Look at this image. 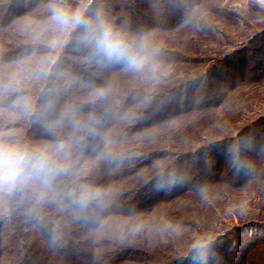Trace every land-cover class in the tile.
Wrapping results in <instances>:
<instances>
[{"label": "trees", "instance_id": "1", "mask_svg": "<svg viewBox=\"0 0 264 264\" xmlns=\"http://www.w3.org/2000/svg\"><path fill=\"white\" fill-rule=\"evenodd\" d=\"M25 1L0 0V137L36 149L53 148L61 141L71 142L74 136L84 135L74 133L71 110H75V119L88 121L91 117L95 121L92 126L101 132L84 136L81 144L72 148L71 170L53 190H33L23 195L16 193L0 197V264H152L159 253H150L151 247L146 245V230H135L130 226V220L144 217L166 203V189L157 191L154 188L159 169L210 148L222 153L223 146L236 135L245 136L242 135L244 129L239 127L236 130V121L232 119L227 126L228 131L218 134L215 131L221 129L217 126L206 144L202 141L178 145L172 149L173 152L163 146H143L145 134L197 110L185 104L181 109L163 111L159 102L166 95L178 93L200 79L207 67L183 77L172 71L169 77L174 80L157 90H147L146 85L136 87L132 74L126 75L127 70L122 66L98 67L77 49L71 48L72 35L62 32L51 19L53 6L61 0H34L29 7H36L32 12L25 8ZM68 1L62 0V3L67 4ZM92 1H95L94 6H99L100 0ZM201 1L106 0V7L101 9L130 33L149 38L155 31L169 32L185 26L190 19L192 5ZM24 23L26 28L20 30ZM28 23L31 27L45 24L48 30L38 34L30 29ZM208 33L212 35L208 37H213L212 32ZM262 35L264 26L252 31L240 46L237 43V47L213 59L200 55L203 49L190 51L188 55L183 50L161 45L155 48V77L162 76L166 66L175 69L186 61L204 60L210 65L229 62L242 52V48L253 44ZM262 42L255 48L256 54L260 55L252 56V71L254 65L255 71H264V38ZM261 79L259 75L253 78L256 82ZM243 82V77L233 80L227 91L244 86ZM113 86L115 93L109 98L110 106L107 105V113L104 114L100 111L104 106L103 95L98 96L96 91ZM219 99L222 100V96H217L215 104ZM105 121L110 125L107 134L100 128ZM263 136L264 131L254 133L250 143L246 136L241 139V143L252 149L242 146L239 151L238 159L247 165L243 170L235 161L230 173L224 174L221 169L223 155H212L210 162L214 169L195 189L223 186L229 182L237 190L257 186V182L264 179ZM160 160L161 165L156 166ZM198 173L205 178L200 170ZM81 183L103 190L108 203L106 211L82 216L73 209L65 194ZM152 189L154 192L150 193ZM148 193L150 201H146ZM214 198L218 201L219 197ZM209 228H202L201 237ZM227 228L213 237L205 239L204 236L201 243L161 264L192 262V256L198 251L208 253L207 257H201L204 264H250L256 248L264 244V236L255 233L262 231L264 234V219H247ZM101 229L105 231V237L98 235L97 231ZM178 229L183 233L192 231L184 225ZM171 242L178 246L186 244V241L179 244L175 240ZM192 263L195 264V260ZM260 264H264V256Z\"/></svg>", "mask_w": 264, "mask_h": 264}, {"label": "rangeland", "instance_id": "2", "mask_svg": "<svg viewBox=\"0 0 264 264\" xmlns=\"http://www.w3.org/2000/svg\"><path fill=\"white\" fill-rule=\"evenodd\" d=\"M81 2L82 0H70L63 5L68 9H76L81 6ZM105 2L106 0H100L98 2L99 6L96 7L94 6L96 5L95 1L91 0V3L88 4V10L92 12L102 7L105 8ZM33 3L34 0H26L24 6L32 12L36 8H29ZM199 3L192 5L190 19L185 26L169 32H153L149 36V40L154 48L162 45L169 49L183 50L188 55H190V51L203 49L200 55L204 54L209 56L206 58L213 59L212 57H217L223 52L237 47L235 46L237 43L240 46L252 31L264 26V0H203ZM182 9H186V7L182 6ZM28 24L30 26V23ZM23 27L26 28V23L22 24L20 30ZM47 28V25L40 23L30 26V29L38 34L45 33L48 30ZM209 31L213 33V37H208L212 36L208 33ZM30 35L33 34L31 33ZM263 38L264 35L260 36L253 44L244 48L241 47V53L235 55L229 62L227 60L226 63L218 65H210L208 64L209 62L204 60L199 62L186 61L178 64L175 69H172L171 66H166L165 73L157 77H155L156 71L151 75L137 74L130 71L125 72L128 76L132 74L133 85L136 84V87L143 88L146 85L145 88L147 90H157L161 88V85L174 80L169 77V73L172 71L178 77H183L191 74L196 69L207 67L206 71H204L205 74L200 79L186 85L178 93L166 95L159 102V104L163 105V111L181 109L185 104L196 107L197 110L193 111L194 113L191 115L175 119L157 129L151 130V132L144 135L145 144L143 146L147 148L163 146L168 151L173 152L172 149H176L175 146L178 145L181 146L188 143L193 145L202 141L206 144L207 139L213 133L221 134V131H228L229 128L227 126L232 119L236 121V130L239 127L244 129H241L244 131L242 135L245 134L249 143L252 141L254 133L260 134L264 131V71H255V65L252 68L253 71L251 70L253 64L252 56L260 55V53L256 54L255 48L257 45H262ZM199 44L200 47L198 46ZM71 48L76 49L73 45ZM258 75L263 80L256 82L253 78ZM242 77L244 78L242 83L244 86L240 87L239 85V88L235 89L236 91H227L233 80ZM113 89L114 86L108 90L105 88L96 91L98 96L103 95L104 106L100 111L105 112L104 114L107 113V105L110 106L109 98L115 93ZM219 95L222 96V100L219 99L218 103L215 104ZM217 126L221 129L219 132L215 131L218 128ZM100 128L105 131V134L110 132V125L107 121L100 124ZM178 130L180 132L177 135L176 132ZM236 130L234 128V132ZM98 131L101 132L100 130ZM233 134L236 135L235 133ZM245 136L236 135L234 139L223 146L224 151L222 153L220 152L221 150L214 152L210 148L203 150L198 155L183 157L176 162H172L170 166L168 165V167L176 168L182 174V182L175 187L166 189L168 193L166 203L154 212L147 213L144 217H134L130 220V226L135 230L139 232L146 230L145 235L148 237L146 245L151 247V252H149L159 253V256L156 257L157 260L152 264L167 262L174 256L186 251L190 246L201 243L204 236L205 239L213 237L217 232H225L228 229L227 227L238 224L240 221L257 217L264 219V179H260L254 188L245 190L235 189V187H232L231 182L223 186L212 188H204L203 186L195 189L202 185L201 182L206 181V176L214 169L210 162V157L216 155L215 153L223 155L221 163L222 173H230V168L239 157L241 147L248 146L245 143H241L243 142L241 139ZM247 149L252 151L251 148L247 147ZM161 162V160L156 162V166L161 165ZM262 162L264 165V158ZM244 165H246V162ZM199 170L205 175L204 179L198 173ZM257 187L259 188L258 190ZM153 192L154 190L152 189L150 193ZM214 197H219L218 201H215ZM147 198L148 200L146 201H150V195ZM182 225L191 228L192 231L181 232L182 229L178 228H181ZM109 226L112 227L111 223ZM207 226L210 227L208 232L201 237L202 228ZM97 233L101 237L106 235L103 229L97 231ZM255 233H259L262 237L264 236L262 231H255ZM133 234L135 235V233ZM173 240L178 244L180 241V243H185L186 241V244L178 246L177 244H172L171 241ZM207 255L208 253H204L202 258L207 257ZM263 256L264 244H260L252 254L253 259L250 264L253 261V264H260ZM192 257L193 262L195 256ZM192 262L185 261L181 264H193Z\"/></svg>", "mask_w": 264, "mask_h": 264}, {"label": "clouds", "instance_id": "3", "mask_svg": "<svg viewBox=\"0 0 264 264\" xmlns=\"http://www.w3.org/2000/svg\"><path fill=\"white\" fill-rule=\"evenodd\" d=\"M91 0H82L81 6L68 9L60 3L53 6L52 22L72 35L73 46L92 64L101 68L122 66L137 74H154L157 68L156 49L146 35L132 34L117 25L103 9L88 10ZM71 142H58L53 148L36 149L18 141L0 137V197L26 194L33 190L51 191L71 170V151L87 135H98L92 125L95 121L75 119ZM241 170L244 162L237 159ZM182 174L174 167L162 166L155 177L157 191L175 187L182 182ZM73 209L80 215L102 213L107 210L105 193L99 188L81 183L65 194ZM203 252L195 253V264H204Z\"/></svg>", "mask_w": 264, "mask_h": 264}]
</instances>
